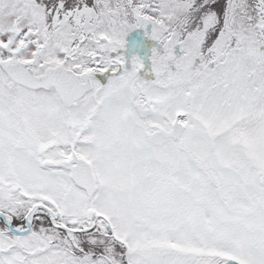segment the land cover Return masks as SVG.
Returning <instances> with one entry per match:
<instances>
[{"label":"snow or ice","instance_id":"obj_1","mask_svg":"<svg viewBox=\"0 0 264 264\" xmlns=\"http://www.w3.org/2000/svg\"><path fill=\"white\" fill-rule=\"evenodd\" d=\"M0 264H264V0H0Z\"/></svg>","mask_w":264,"mask_h":264}]
</instances>
